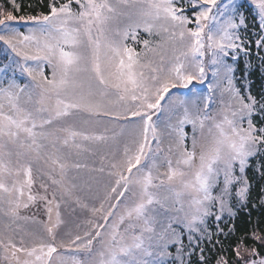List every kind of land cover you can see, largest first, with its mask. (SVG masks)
Wrapping results in <instances>:
<instances>
[{"label":"snow or ice","instance_id":"obj_1","mask_svg":"<svg viewBox=\"0 0 264 264\" xmlns=\"http://www.w3.org/2000/svg\"><path fill=\"white\" fill-rule=\"evenodd\" d=\"M9 3L12 10L0 5L5 46L0 50V216L7 220L0 231V264H186L183 232L177 229L187 231L192 245L196 233L207 235L205 222L214 206L220 214L231 212L237 184L235 194L243 202L249 158L264 144V127L252 121L257 110L264 113V102L250 92L243 95L235 83L237 53L247 55L239 34L246 27L243 0H187V7L182 0H66L38 15H14L21 5ZM251 3L260 29L255 43L264 47V0ZM122 18L130 21L123 30ZM141 28L161 39L138 41ZM129 36L142 42L143 51L127 45ZM17 72L30 83L19 84ZM209 72L215 83L207 85L202 112L196 87L190 95L179 89L194 81L204 84ZM216 91L222 97L219 118L208 111ZM84 115L88 118L81 119ZM104 121L120 126L122 151L111 159L100 156L101 166L91 169L104 173L107 160L111 179L102 193L99 188L91 193L99 207H89L78 194L83 185L71 173L88 167L81 157L93 152L91 145L115 140L98 131ZM186 125L192 126L191 150ZM165 131L171 138L166 155ZM38 161L46 170L36 173L50 181L39 184L43 194L33 191ZM85 183L91 190L99 181ZM50 185L56 189L49 197ZM37 200L45 202L46 220L21 215ZM60 201L99 214L103 223L87 219L73 230L62 219ZM173 246L175 256L169 251ZM235 251L242 264H264L255 248L245 249L248 258L240 245Z\"/></svg>","mask_w":264,"mask_h":264},{"label":"trees","instance_id":"obj_2","mask_svg":"<svg viewBox=\"0 0 264 264\" xmlns=\"http://www.w3.org/2000/svg\"><path fill=\"white\" fill-rule=\"evenodd\" d=\"M16 2L21 5V8L18 12L14 11V15H38L40 12L46 14L49 11V4L59 5L66 0H16ZM182 3L185 7L188 6L187 0H182ZM243 3L244 7L241 11L246 18V27H242L239 34L244 41L247 55L244 52L237 53L238 59L234 62L235 83L236 87L241 88L243 95L247 96L250 92L258 101L264 102V47H258L255 43L259 39L260 32L258 14L251 0H243ZM0 5L7 10H12L9 0H0ZM187 14L190 15V13ZM229 63L233 61L229 59ZM243 85H247V88L242 87ZM252 121L257 128L264 127V113L257 110L252 116ZM259 149L254 157L249 158L245 170L248 180L246 199L243 202L240 201L235 193L236 188L241 185L235 187L230 200L231 212L222 213L219 221L216 220L218 212L208 216L205 222L207 235L196 236L192 245H189V242H183L186 264H217L221 258L226 260L227 264H242L236 256L237 245L241 246V255L245 258L249 255L245 249L253 248L259 252L260 257H264V144L259 145ZM254 236L261 239H254ZM174 250H176L174 246L169 250L173 256H175ZM176 264H179V261H176Z\"/></svg>","mask_w":264,"mask_h":264},{"label":"rangeland","instance_id":"obj_3","mask_svg":"<svg viewBox=\"0 0 264 264\" xmlns=\"http://www.w3.org/2000/svg\"><path fill=\"white\" fill-rule=\"evenodd\" d=\"M112 2H116V0H112ZM73 8H74V10H76L78 8V6L75 5V6H73ZM14 23L17 24V26L20 28L21 31L27 30V26L22 25L20 22H14ZM129 23H130V21L127 18H122L120 20L118 26L121 28V30H123ZM28 26H30V25H28ZM144 39H150L153 41V43H155L156 41L160 40L161 37L157 36L155 34L150 37L149 34L144 32V30L142 28L138 29L137 30V40L143 41ZM126 43L129 47L135 49L137 52L143 51L144 46H143L142 42L137 43V42L133 41L131 36L128 37ZM4 47L5 46L3 45V43L0 42V50H2ZM2 56H3V54H2ZM2 56L0 57V60L4 59V56L3 57ZM209 60H210V56H206L205 57L206 65H207ZM45 75L50 77V75H51L50 69H48V68L45 69ZM16 79H17V82L21 85H25V84L30 83V79L26 76V74L21 75L19 72H17ZM209 83H215V81L212 78L211 72L208 73L207 79L204 82V84H200L198 81H194L193 85L189 86V88L190 87L192 88L193 86H195L196 89L198 90L200 98L197 99L196 103L202 112L204 109V105L202 104V101H203V97L208 94L207 85ZM173 91L176 92L177 90H173ZM215 93H216L217 97H216ZM179 94L180 95H190V91H189V89L180 88ZM214 95H215V104L213 103V105L211 106V108L208 111L210 112V114H214L219 118L220 100L222 99V97L220 96L219 91H216L213 93V98H214ZM36 98L37 97L35 95H33V101ZM24 99H26V96L24 97ZM223 99L225 101H227V99H228L227 95H225L223 97ZM162 103H164V102L162 101ZM29 106H31V105H29ZM87 118L88 117L86 115L81 117V119H87ZM153 119L155 120L156 117H153ZM163 121H164V116H161V118H160L161 129L164 128ZM244 126L245 127L247 126L246 120L244 121ZM208 127H209V125L206 123L205 129L203 130L205 136H207V134H208ZM105 130H106V135H108L109 137L114 136L115 140L110 139L107 143H103V144L98 143L95 145H91V147L93 148V152L85 153L81 157V163L87 164L88 167L81 169L78 173L75 170L71 173V175L77 176L78 182L83 185V190L80 191L78 194L81 196L82 199H84L89 204V207H92V206L99 207L100 200L98 198H94L91 195V193L95 192L97 190V188H99L101 190V193H102L104 185L106 183L110 182V179H111L107 175V171H108L107 160L105 161V172L104 173L93 172V171H91V169L99 168L101 166L100 156L104 155V156H107L108 159H111L112 154L114 152L117 155H119L120 152L122 151L123 137L121 135L120 126L118 124H114L110 121H104L102 123L101 127L98 129V131L105 132ZM184 130L187 133V138L185 140V143H186L187 147L189 148V150H191L192 135H193L192 126L186 125ZM200 134H201L200 130L197 129L196 135L198 138H199ZM161 141H162L161 142L162 154L166 155L168 152L169 144L171 142V138L169 137V135L166 131H165L164 135L161 137ZM154 146H155V144H153V147ZM33 168H34V178L36 179V184L33 187V191L39 192L40 194H43V190L39 188V184L41 183V181L47 182L50 184V181H48L47 176L41 177L40 175H38L36 173V169L46 170V166L43 164V161H38V162L33 163ZM161 170L163 171V169H161ZM91 178H95L96 180H98L99 184L93 183V186L90 190L87 187V184L85 182L89 181ZM235 187H239V184L235 185L232 191L235 190ZM54 189H56V186L50 185V189H49V193H48L49 197L51 196V192ZM218 192H219V188H216L213 190V194H218ZM232 194H234V193L232 192ZM58 200H59V193H58ZM111 203H115V200L111 201ZM60 204H61V206H60L59 210L61 212L62 219H64L69 225H71L73 227V230H75V227H74L75 224H82V222L87 220V219H93L97 222L103 223V221L100 219L99 214H97V216L93 217L90 212L85 211V210H81L77 205H75L71 201H69L68 203L60 201ZM107 206L108 205L106 203L105 208H107ZM176 207H179V206L177 205ZM230 207H231V205H230ZM211 212L213 214H215L216 212H218V208L213 207L211 209ZM170 214L177 216V217L183 216V212H180V213L172 212ZM218 214H220V213H218ZM21 215H25V216L35 215V217L38 220H46L47 214H46V210H45V202L37 200L34 204L30 205V207L28 209H22ZM220 215H222V214H220ZM5 223H7V220L4 217L0 216V231L3 230ZM20 223H23V222L21 221ZM177 230L183 232V237H182L183 242L185 241L188 243L189 240H188L187 231L182 229V228H178ZM63 231H64V229L61 230V232H63ZM198 235H200V233H196L195 237ZM97 247H98V245H97ZM173 252H174V255H176V250H174ZM54 259H55V254H54Z\"/></svg>","mask_w":264,"mask_h":264}]
</instances>
